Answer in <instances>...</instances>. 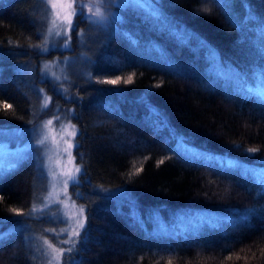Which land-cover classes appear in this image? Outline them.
I'll return each mask as SVG.
<instances>
[{"label": "trees", "instance_id": "obj_1", "mask_svg": "<svg viewBox=\"0 0 264 264\" xmlns=\"http://www.w3.org/2000/svg\"><path fill=\"white\" fill-rule=\"evenodd\" d=\"M151 5L118 6L119 18L98 27L89 78L73 81L67 98L41 77V61L61 54L39 48L44 1L0 0V128L50 114H32L41 87L74 106L80 264H264V105L254 95L264 78V0ZM80 48L72 39L70 54ZM2 162L0 264H35L26 230L10 227L23 222L47 236L39 225L57 224L26 213L46 177L31 153Z\"/></svg>", "mask_w": 264, "mask_h": 264}, {"label": "rangeland", "instance_id": "obj_2", "mask_svg": "<svg viewBox=\"0 0 264 264\" xmlns=\"http://www.w3.org/2000/svg\"><path fill=\"white\" fill-rule=\"evenodd\" d=\"M43 1L46 5L45 29L39 48L44 52L59 50L61 54L41 61V77L53 83L55 89L68 98L73 95L74 88L76 89L74 83L72 88L69 87L73 81L78 82L89 78V50L93 47L97 34L101 32L98 27L108 26L119 18L118 6H127L128 3L137 6L130 0L112 4L107 0ZM151 3L152 0H146L140 12L146 13L145 11ZM69 4H72L73 8L77 4L82 5L83 12L82 17H76L77 25L71 32H69L67 18L73 8H69ZM96 12H99L101 16L108 17L103 25H94L87 19ZM99 18L96 17V19ZM79 22L83 25H92H89L83 32ZM72 39L80 43L81 48L78 55L70 54ZM209 70L223 73L221 68L219 69L217 65L213 64L209 66ZM258 82V91H260L264 89V78ZM39 92L40 98L35 103L32 114L40 117L46 110H49L50 114H44L41 119L26 126L0 128V161L3 163L2 161L11 157L12 153L19 152L24 154L28 152L36 157L46 177V191L40 195V200L36 204L34 202L26 213L34 216L30 212L32 208V213H46L57 224L55 226L39 225L43 229L47 227L49 231L47 236L38 233V226L31 228L29 224L23 222L10 227V229L26 230L27 243H31L35 254V258H33L35 264H64V258L59 251H54V249L76 247L79 238L72 234L77 230L82 232L83 228L78 229V223L84 221L85 224L86 219L84 205L70 191V186L74 182L65 185L68 172H72L79 180L82 172L77 173L76 169L80 168L83 171V166L76 161L74 153L77 146L78 126L73 119L74 106L64 104L60 100L53 102L51 95L43 87ZM37 95L39 96L38 93ZM49 121L52 123L49 124ZM12 256L14 257V255ZM12 256L10 260H12ZM9 261L7 260V262ZM3 263L6 264L4 261Z\"/></svg>", "mask_w": 264, "mask_h": 264}, {"label": "snow or ice", "instance_id": "obj_3", "mask_svg": "<svg viewBox=\"0 0 264 264\" xmlns=\"http://www.w3.org/2000/svg\"><path fill=\"white\" fill-rule=\"evenodd\" d=\"M107 2L110 4L120 3V2H122V0H107ZM130 2L135 3V5L138 7H143V5L146 3V0H130ZM68 7L73 8V5L69 4ZM82 16H83L82 5L77 4L76 7L73 8V11L69 14V16L67 18V23L69 25V32L73 31L77 25L76 17H82ZM96 17H100V18L96 19ZM157 18L161 22L168 23L169 27L172 30L180 31L189 40L199 39V37H197V35L195 33L191 32L190 30H188L186 28H181L177 24H174L170 21H167L165 17L159 16L157 14ZM87 19H89L90 22L94 25H103L107 21L108 17L107 16H101V14L99 12H96V13L91 14L89 17H87ZM128 82H130V81H126V83H128ZM107 83L116 84L117 81H114V80L113 81H107ZM254 95H255L256 101L259 104L264 105V89H261L259 92L255 93ZM6 107H11V105H6ZM48 123L51 124L52 121H49ZM73 134L75 135V133H73ZM70 147H73V145H70ZM247 151L250 153H255L258 151V149L250 148ZM161 163H163V161H161ZM76 172L81 173L82 170L80 168H77ZM66 176H67V180L65 181L66 186L68 185L69 182H74V186L79 185L80 181L77 179V177L72 172H68L66 174ZM85 182H87V181H85ZM262 183H264V181H262ZM262 191H264V190H262ZM255 211H256L255 209H249L248 213L245 214L244 216L240 217V219L242 221H247L249 219V216L254 214ZM20 214L21 213H17V215H20ZM81 228H84V221H80L78 223V229H81ZM72 235L79 238V237H81V232L79 230H77ZM82 242H83L82 240H79V239L77 240V244L82 243ZM49 247H51V245H49ZM54 251L60 252L61 256L64 258V264H80V262L76 260V255L80 251V249L78 247H69L67 249H64L63 247H61L59 249H54Z\"/></svg>", "mask_w": 264, "mask_h": 264}]
</instances>
